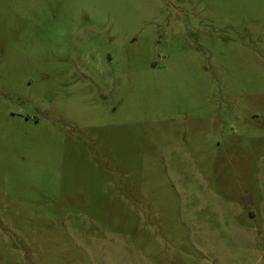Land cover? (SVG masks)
<instances>
[{"label":"rangeland","instance_id":"374dc122","mask_svg":"<svg viewBox=\"0 0 264 264\" xmlns=\"http://www.w3.org/2000/svg\"><path fill=\"white\" fill-rule=\"evenodd\" d=\"M0 264H264V0H0Z\"/></svg>","mask_w":264,"mask_h":264},{"label":"water","instance_id":"95a60500","mask_svg":"<svg viewBox=\"0 0 264 264\" xmlns=\"http://www.w3.org/2000/svg\"><path fill=\"white\" fill-rule=\"evenodd\" d=\"M248 203H249V197L246 196L245 198H243V200H242V204L245 206V205L248 204Z\"/></svg>","mask_w":264,"mask_h":264}]
</instances>
